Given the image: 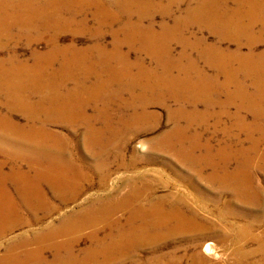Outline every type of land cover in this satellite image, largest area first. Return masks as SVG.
I'll return each instance as SVG.
<instances>
[{"label":"bare ground","instance_id":"1","mask_svg":"<svg viewBox=\"0 0 264 264\" xmlns=\"http://www.w3.org/2000/svg\"><path fill=\"white\" fill-rule=\"evenodd\" d=\"M230 1L234 7L228 8ZM179 11L182 13L174 17ZM232 13L236 16L231 17ZM157 17L162 20L173 18V23L166 25L160 19L156 25ZM257 25L260 28L255 31V36L254 27ZM193 28L197 32L207 30L220 40L234 43L235 49L228 51L220 46L207 45L204 39L188 36ZM104 33L112 37L110 49L98 43ZM64 34L71 37L84 35L95 43L92 47L78 49L69 40L68 45L62 46L59 39ZM39 43L45 45L44 51L35 48ZM260 44H264V0H0L2 143L5 141L12 146L16 144L12 141L19 146H22L21 142L31 144L27 147L29 152L38 156V165H42L40 156H45V163H54L62 146L54 134L39 125L57 121L72 126L83 123L90 149L93 139L99 136L104 139L108 134L100 149L94 152L99 157L94 170L99 174V190L109 195L98 200L96 205H77L64 211L44 203L30 205L27 209L34 214L32 220L20 218L17 208L9 203L1 204L0 211L4 213L0 219V237L23 225L28 228L20 235H33L36 242L31 243L33 249H29L31 245L25 241L6 246L7 252L1 255L0 264H59L60 255L47 261L43 256L45 250L71 253L66 264H90L97 257L107 264L126 257L131 249L143 246L146 239L153 241L201 232L206 227L198 222L193 212L188 216L182 214L178 203L184 199L171 203V198L158 197L159 200L151 202L148 198L152 192L143 187L139 191L140 186L121 196L115 195V190H106L108 161L118 163L116 167L124 171L143 161L136 148L132 149V158L128 162L124 159L126 146L118 145L124 134L115 130V119L112 122L109 116V108L114 105L131 111L127 126L131 131L141 133L147 128L146 123L154 120V116L147 112L149 107L168 109L172 127L155 140L164 143L177 162L198 166L196 176H200L204 183L217 185L229 193L231 200L225 204L228 212L233 206L250 209L251 218L255 220L252 224H264V189L254 187V177L257 176L264 186V46L258 51ZM174 45L180 46L178 53H174ZM18 46L30 50V63L20 57ZM124 47L134 50L138 57L128 62L129 52L124 53ZM144 57L150 60L151 67L145 66ZM197 60L210 67V79L197 68ZM53 63H59L61 67L59 77L52 73ZM102 63L105 70L100 67ZM168 101L174 105V110L170 111ZM199 104L205 108L200 115L196 113ZM87 110L94 111L95 116L88 117ZM13 114L25 117L24 128L14 125ZM209 116L211 136L220 134L223 138L217 147L211 144L212 139L209 145L207 141L202 142L200 133L190 131L195 122L205 128L208 125L205 119ZM98 121L102 125L99 130L95 127ZM157 128V124L152 125L147 131ZM47 140L51 144L46 145ZM152 141L143 140L140 144L148 145ZM196 152L202 153L196 155ZM6 155L15 161L22 159L19 153ZM27 161L33 176H38L32 161ZM204 169H210V174L202 177ZM67 175L65 185L50 178H45V183L54 192L68 188L70 200L75 202L91 180L73 165L67 166ZM6 176L0 183L12 179L19 187L34 186L28 183L26 174ZM178 178L186 177L178 175ZM136 179L125 178L120 189L135 186ZM167 184L178 187L170 181ZM142 201L147 202V207L141 204ZM165 201L172 205L163 208ZM56 210L59 214L55 225L42 223L44 226L39 229V214L48 217ZM122 211L128 212L123 223L116 217ZM228 212L225 214L236 220L248 216L242 210L234 211L231 216ZM134 221L140 222L137 227L133 226ZM99 223L101 227H98ZM251 228L239 229L240 241L259 240L256 251L264 256V232L254 238L250 235ZM103 230L107 232L99 238ZM150 230L153 231L149 234ZM85 231L90 245L80 251L82 255L78 258L72 251ZM59 238H69L70 241L61 243ZM204 252L211 256L214 251L207 245ZM254 252L236 253L246 256ZM163 258L156 257L149 264H180V260L164 261ZM197 260L198 257H194L191 264H196Z\"/></svg>","mask_w":264,"mask_h":264},{"label":"rangeland","instance_id":"2","mask_svg":"<svg viewBox=\"0 0 264 264\" xmlns=\"http://www.w3.org/2000/svg\"><path fill=\"white\" fill-rule=\"evenodd\" d=\"M187 4L188 3H185V5ZM227 7L231 8L234 7V5L232 2L231 4L228 2ZM181 13V11L177 12L174 17L179 16ZM230 16L235 17L236 15H233L232 13L230 14ZM160 19L161 18L159 17L155 19L156 25L160 22ZM161 22H166V25H172L173 18H167L165 20L161 19ZM259 28V25L254 27L255 36V31H258L257 29ZM156 30H158V27L156 28ZM190 33H187L188 36H195V38L204 39L207 45L220 46L222 49H228V51H233V49H235L234 43L220 40L215 34H210V32H208L207 30L197 32V29L193 28L190 30ZM59 40L62 46L68 45L69 40H72V42L78 47V49L92 47V45L95 43L92 39L84 35L71 37L70 34H64L60 37ZM98 41V43L105 49H110L112 37L109 33H104L102 35V38ZM263 46L264 44H260L258 51L262 50ZM35 48H37L39 51H44L45 45L43 43H39L35 45ZM16 49L22 59L27 60L29 58L30 50L28 48H25L24 46H18ZM173 50L174 53H178L180 51V46L174 45ZM122 51L124 53L129 52L130 61L128 62H132L138 57V54L134 50H130L129 48L124 47ZM28 60L30 63V59ZM143 62L147 67L152 66L150 60L146 57L143 58ZM31 64L33 63L31 62ZM100 67L105 70L104 63H102ZM197 68H199V70L203 72L205 77L210 79V67H208L204 61L197 60ZM52 69L53 75L59 77V74L61 72L59 63H53ZM168 106L170 108V111L175 109L174 105L170 101H168ZM204 109V106L199 104V106L196 108V113L200 115L202 114ZM167 110L168 109L164 108L163 106L149 107L147 112L154 116L153 118L155 121L151 120L147 122V128H145L144 132L141 133L142 131L133 132L127 126V124L129 123V116L131 114L130 110L123 109L119 105H114L109 108V116L112 118V122H114L115 119V123L113 124L115 126V130L119 133L124 134V136L120 138V143L118 144L120 146H126L125 152H123L125 157L124 159L128 162L132 158V149L136 148L137 151L141 152L143 161L137 163L127 171L118 169L116 167L118 163H115L112 160L108 161V170L105 169L106 174L109 175L106 190H115L116 192L113 191V193L115 192V195L121 196L124 192L133 188L137 189V187L140 186L138 187L139 191L143 187V189L147 188L148 191L152 192L151 194L149 193L148 198V200L151 202H155L156 199L159 200L158 197H165L167 199L171 198V203H173L174 201H178V199H184L183 202L178 203L182 214H184V216H188L191 212H193L198 222L200 221L201 224L204 223L203 225L206 224V227L201 232L173 235L168 238L163 237L153 241L150 239H146L144 241V245L140 248L137 247V250L131 249L126 257H119L120 259L114 260L107 264H149V261L156 257H164V261H167V259H175L177 261L180 260V264H191V261H193L194 257H198L197 262H195L196 264H262V259L264 258V256L262 253L259 254L256 251V248L260 241L252 239L248 241L246 240L247 242L245 241V243H242L240 241L241 237L238 236L239 229L241 230L246 226H252L250 235H252L254 238H258L264 232V224H252L255 222V220L251 218V215H253L251 214L252 210L241 208L239 206H233L229 209V213L227 211L228 208L225 207V204L231 200V195L229 193L223 192L217 185L211 186L204 183L203 179L200 176V179L196 176L197 170L199 169L198 166L190 167L177 162L174 156L166 149V145L155 140L160 136H164L166 132H168L172 127V124L169 123L168 120L169 112ZM188 110H190V108H188ZM0 113H4V110L0 109ZM208 113L210 114V111ZM85 114L88 117L95 116V112L92 110H87ZM12 119L14 121V125H16L17 127L24 128L23 126H26L25 117H22L20 114H13ZM205 121L208 123L205 128L196 125L195 122L194 129H191L190 131L200 133L202 142L207 141L210 145V139H212L211 144H213L214 147L219 146V144L223 141L222 136L220 134L211 136L210 116L207 117ZM156 124L158 125V128L155 131H147L150 126ZM181 125H184V123H181ZM100 126L102 125L101 123H99V121L95 123V127L97 128V130L100 129ZM39 127H42L46 131L54 134L58 139L59 146H62V150L59 149V154L56 153L57 158L54 156L56 162L45 163V156H40L42 165H38L39 157L36 155H32L27 148L31 147V144L27 142H21L22 146H19L16 141H12L16 143L12 146L9 143H5V141L4 143H2L0 139V182L1 178L5 177L6 175H12V173L19 175L26 174L28 175V183L34 185L33 187H19L18 184H16L15 180L7 179L5 181H2L4 184L0 183V207H2L6 203H9V205L17 208L18 212L16 213L20 218L22 217V219L24 220H32L34 214L29 209H27V207L29 208L30 205L44 203L48 204L49 206L54 205L53 207L61 208L62 211H64L72 209L77 205L80 207L96 205L98 200H104L108 198L109 195H106L105 192L99 190V174L94 170V167L99 164V157L96 156L94 152L100 149L99 147H101L102 143L106 141L108 134L104 139H102L100 136L93 139L92 148L90 149L85 140L86 126H84L83 123H76L72 126V124L70 123L64 125L63 123L57 121L54 124H47L46 126L39 125ZM240 139L244 141V136H241ZM18 140L19 139H17V141ZM143 140L154 141L151 142L152 145L150 143L148 145H141L140 143ZM49 143L51 144V141L47 140L45 144L48 145ZM15 150H17L18 152H14ZM6 153H19V156L22 159H16V161L12 160L7 157ZM201 153L202 152H196V155H200ZM27 160L32 161L33 167L36 170L38 176H33V172L30 171L31 168ZM72 165L78 168V170L84 172L85 175L88 176L91 180L90 184L84 186L81 193L77 196L75 202H71V194L68 188H66L65 190L62 189L60 191L54 192L55 190L50 185L45 183V178H50L52 180L61 181L62 184L65 185L68 176L67 166L71 167ZM182 165H184V167ZM209 174L210 169H204L202 170L201 176L205 177ZM178 175H182L186 178L179 179ZM127 177L132 180L137 178L136 180H138V183H136L135 185L136 188L134 185H131L132 188L131 186L125 188L122 187L121 190L120 183H122ZM140 180H142L144 183L142 181L140 183ZM168 181H170L174 185H177L178 187L176 188L172 185H168ZM2 184L3 186H1ZM254 187L257 189H264V186L258 176L256 178L254 177ZM145 202L146 201H142L141 204L145 206ZM166 202L167 201L164 202V205L162 204L163 208H166L168 204L172 205L169 201L168 203ZM1 204L3 205L1 206ZM238 210L244 211L246 214H248V216L243 220H236L228 217L225 214V212H228V214L231 216V213ZM62 211H60V213ZM0 212V219H2V215L4 212ZM58 214L59 210L52 212L51 214H49L50 216L48 215V217H43V215H41L40 213V223H38L39 229L41 228V226L47 225L48 222L49 224L55 225ZM127 216V211H122L116 214V217H118L117 220H119L121 223L124 222ZM224 221H228L232 225ZM139 223L140 222L138 221H134L133 226L135 225L134 227H137ZM98 225V227H101L100 223ZM210 226L212 229L210 228ZM27 228L28 227H23V225L17 226L14 229L8 231L5 235H1L0 257L1 255H6V246L9 247L10 245H14L24 241L25 243H30L29 245L36 242L33 235H20V233L22 231H26ZM152 231L153 230H150L149 234ZM106 232L107 230H103V232L99 233V238H102L106 234ZM147 233L148 230L146 229V234ZM86 235L87 231L84 232L82 239L79 241L77 246L73 248L74 251H72V253L78 255V258L81 257L80 255H82L80 254V251L89 247L90 245V241L86 238ZM59 240L61 241V243L70 241L69 238H59ZM207 245L208 247L212 248V251H214L212 252V254L214 255L211 254L210 256V254H206L204 252V249ZM33 248V245L29 247V249ZM251 250L255 251L251 255L247 253L246 256H243L239 253H236L237 251L245 253ZM19 251L23 252L22 250ZM19 251L17 252L19 253ZM55 253L56 252L52 250H45L43 256L45 260L52 261L51 259L59 258L58 255H60V259H58L59 264H66L69 262V259L67 257L71 255V253L63 250H59V252L56 253L57 255ZM90 264H103V259L97 257Z\"/></svg>","mask_w":264,"mask_h":264}]
</instances>
